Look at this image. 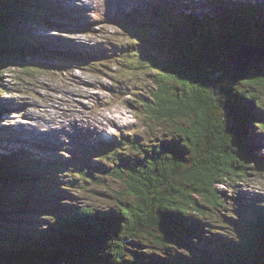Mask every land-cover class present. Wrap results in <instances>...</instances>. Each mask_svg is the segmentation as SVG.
<instances>
[{
  "label": "trees",
  "instance_id": "obj_1",
  "mask_svg": "<svg viewBox=\"0 0 264 264\" xmlns=\"http://www.w3.org/2000/svg\"><path fill=\"white\" fill-rule=\"evenodd\" d=\"M247 1L238 0V11L190 19L187 29L178 21L151 24L152 35L167 32L172 37L158 38L157 43L146 37L137 60L128 54L118 61L132 69L147 65L157 72L153 100H148L151 106L144 107L153 119L175 126L176 135L148 146L139 158L122 160L118 148L105 147L108 152L100 160L105 161L106 154L114 160L104 169L121 181L131 201L120 200L110 210L91 206L56 216L43 231L30 236L10 231L13 237L0 236L6 244L0 245V264H264V209L255 206L264 203V196L255 191L249 198L254 204L247 211L239 208L245 201L243 195L231 196L233 209L228 211L232 214L238 209L240 221L247 216L248 221L242 234H226V241L213 238L215 223L205 213L210 209L220 216L218 207L226 213L220 186L230 179L246 178L251 163L264 167V156L250 144L247 132L253 124L264 129V119L253 112L259 99L230 88L224 93L227 105L219 99L222 79L264 87L263 67L230 73L229 59L240 46L264 47V5ZM60 10L53 14L54 8L45 0H0V68L22 66L37 57L69 58L72 63L73 54L30 37L24 27L38 21L51 24L49 13L60 20ZM228 110L234 126L225 130L226 121L219 114ZM175 120H184L186 125L177 126ZM20 161L21 157L0 151V165ZM27 161L31 163V158ZM49 165L58 169L53 162ZM1 168L0 182L13 183L15 175ZM4 197L8 199L7 193ZM1 198L0 193V207ZM206 239V243L216 241V247L224 251L215 253L216 248L203 245ZM158 249L164 250V256H159Z\"/></svg>",
  "mask_w": 264,
  "mask_h": 264
},
{
  "label": "rangeland",
  "instance_id": "obj_2",
  "mask_svg": "<svg viewBox=\"0 0 264 264\" xmlns=\"http://www.w3.org/2000/svg\"><path fill=\"white\" fill-rule=\"evenodd\" d=\"M47 1L57 3L58 8L62 7L67 11L72 9L74 13L60 10V20L52 19V13H49L53 20L51 24L35 22L37 17L33 15L35 24L28 23L24 27L32 31L29 32L30 37L35 36L47 46H60L64 53L66 49L78 50L71 53L75 57L70 59L82 64H70L69 58L37 57L28 59L22 66L18 64L16 67L0 68V150L5 149L2 152L5 153L14 148L17 152L12 153L16 159L21 157L23 160L0 165L1 169L15 175L13 183L0 182L3 204L0 207L2 237H13L14 233L10 231L30 236L33 232L43 231L54 217L71 214L80 208L92 206L105 211L117 206L120 200L130 202L131 196H127L121 181L107 174L108 162L114 160L112 156L106 154V160H100L108 150L105 147H110L109 150L118 148V158L122 160L139 158L142 151H147L148 146L169 141L176 135L175 126L172 127L166 120L153 119L147 107H144L146 104L151 106L148 100L152 99L151 92L156 89L154 79L158 77L157 72L147 65H142V69H132V65L127 66L118 61L125 59L128 54L137 60L136 56L145 47L139 45V40L136 42L135 33L130 30L132 27L124 22L111 24L109 19L112 14L127 13L126 10L142 12L147 3L158 0H139L141 6L132 8L121 5L129 4L132 0H120L121 4L118 0ZM162 1L168 3L173 20H178L183 29L188 26L185 16L202 19L219 15L223 8L232 11L234 7L229 6L230 4L240 8L238 0H222V3H217L218 0ZM255 2H259L260 7L264 5V0H251V3ZM67 17L71 20V27L66 25ZM74 22L78 24L77 27ZM158 23L156 19L147 20L143 24L139 21L133 28L139 26V30L156 43L158 38L170 39L172 36L167 32L152 35L151 24ZM90 48L106 49L103 53L107 55L93 56L89 52L96 51ZM110 55L115 58H108ZM142 55L140 54V58ZM116 58L117 63H112ZM261 67L264 72V64ZM219 88V99L223 106L227 105L224 93L228 88L257 96L260 102L253 107V112L264 119V87L222 79ZM219 116L226 121L225 130L232 129L234 122L229 110ZM252 121L255 122L256 118H252ZM175 124L181 126L186 125V122L175 120ZM17 129L47 135L32 139L34 136L30 133L23 134ZM247 132L250 144L256 147L260 157L264 156V129L253 124ZM226 133L228 132L225 131ZM12 153L6 155L12 156ZM30 158L31 163L27 161ZM52 162L59 170H53L49 165ZM105 167L107 168L104 169ZM246 170V178L230 179L220 186L221 192L225 193L226 213L225 209L219 207L220 216L212 214L210 209L205 212H209L215 223L212 227L213 238L221 237L226 241V234L236 236L246 229L248 216L240 221L238 209L232 214L228 211L233 209L230 207L231 196L243 195L245 201L239 208L245 211L252 208L254 202L249 198L255 196V191L264 196V167H256L251 163ZM4 193L5 196L7 193L8 199L3 198ZM255 206L264 209V203ZM205 218L202 217L204 220ZM207 240L203 245L210 249L216 248L215 253L224 251L223 248L216 247V241L206 243ZM0 245L6 244L0 241ZM180 251L188 255L194 254L185 249ZM156 252H159V256H164L163 249Z\"/></svg>",
  "mask_w": 264,
  "mask_h": 264
},
{
  "label": "water",
  "instance_id": "obj_3",
  "mask_svg": "<svg viewBox=\"0 0 264 264\" xmlns=\"http://www.w3.org/2000/svg\"><path fill=\"white\" fill-rule=\"evenodd\" d=\"M230 73L243 74L247 69L264 63V47L242 45L232 56Z\"/></svg>",
  "mask_w": 264,
  "mask_h": 264
},
{
  "label": "bare ground",
  "instance_id": "obj_4",
  "mask_svg": "<svg viewBox=\"0 0 264 264\" xmlns=\"http://www.w3.org/2000/svg\"><path fill=\"white\" fill-rule=\"evenodd\" d=\"M94 1H96V0H93V2H94ZM246 2H248V1L246 0ZM130 3H131V1H130ZM250 3H251V1H250ZM62 10H63V9H62ZM63 11H64V10H63ZM70 11H71L72 13H74V10L72 11V9H70ZM70 11H67V10L65 9V12H69V13H70ZM90 49H93V48H90ZM93 50H94V49H93ZM94 51H96V52H105L106 49H103V50H102V49H99V50H94ZM233 55H234V54L231 55V57H230V59H229V63H231V60L233 59V57H232ZM259 64H261V65H259ZM259 64H258V66L261 67L262 64H264V63H261V62H260ZM258 66H257V67H258ZM257 67H256V68H250V69H258L259 67H258V68H257ZM247 70H249V69H247ZM247 70H246V71H247ZM0 114H1V113H0ZM0 116H1V115H0ZM255 122H256V121H255ZM17 130H18L20 133H23V134H26L27 132H28V134L30 133V135L34 136V138L31 137L32 139L43 138V137H46V135H47L46 133H44V134H42V133H36V132L29 131V130H24V131H23V130H20V129H17ZM25 132H26V133H25ZM87 132H88V133H92V132L89 131V130H88ZM4 136H5V135H4ZM2 143H3V142H2ZM4 150H5V149H4ZM12 152H17V150H15V149L13 148V149L10 150V153H12ZM12 154H13V153H12ZM49 156H50V155H49ZM33 160H35V159H33ZM37 163H38V162H37Z\"/></svg>",
  "mask_w": 264,
  "mask_h": 264
}]
</instances>
